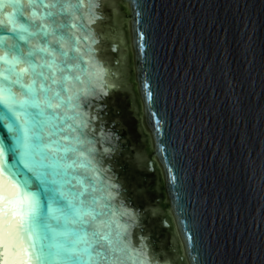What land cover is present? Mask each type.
I'll use <instances>...</instances> for the list:
<instances>
[{"label":"water","instance_id":"1","mask_svg":"<svg viewBox=\"0 0 264 264\" xmlns=\"http://www.w3.org/2000/svg\"><path fill=\"white\" fill-rule=\"evenodd\" d=\"M0 94L81 212L41 264H264V0H0Z\"/></svg>","mask_w":264,"mask_h":264},{"label":"snow or ice","instance_id":"2","mask_svg":"<svg viewBox=\"0 0 264 264\" xmlns=\"http://www.w3.org/2000/svg\"><path fill=\"white\" fill-rule=\"evenodd\" d=\"M18 12L22 14V9H18ZM8 22L14 21L10 19ZM16 103L14 99H7L0 94V104L4 105L5 115L11 119L5 126L9 132L19 133L16 136L17 147L22 149L20 155L22 161H25L34 154L37 147L47 146L38 143L39 136L32 131L29 121L21 117ZM4 152V148L0 147V264H41L43 246L37 250L31 237L38 235V229L45 232L50 230L48 220L68 214L79 216L81 212L56 187L49 186L45 192V185L55 183L47 179V172H37L28 161L24 163V168L29 178H24L7 167ZM83 251L87 252V249ZM56 255H60V252L57 251ZM43 264L50 262L43 259ZM76 264L86 262L77 261Z\"/></svg>","mask_w":264,"mask_h":264}]
</instances>
